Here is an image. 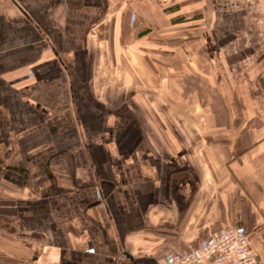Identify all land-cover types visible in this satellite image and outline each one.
<instances>
[{
  "label": "crops",
  "instance_id": "crops-1",
  "mask_svg": "<svg viewBox=\"0 0 264 264\" xmlns=\"http://www.w3.org/2000/svg\"><path fill=\"white\" fill-rule=\"evenodd\" d=\"M234 225L264 264V0H0V264Z\"/></svg>",
  "mask_w": 264,
  "mask_h": 264
},
{
  "label": "built area",
  "instance_id": "built-area-1",
  "mask_svg": "<svg viewBox=\"0 0 264 264\" xmlns=\"http://www.w3.org/2000/svg\"><path fill=\"white\" fill-rule=\"evenodd\" d=\"M162 264H263L249 232L241 225L225 226L186 250L172 249Z\"/></svg>",
  "mask_w": 264,
  "mask_h": 264
},
{
  "label": "water",
  "instance_id": "water-1",
  "mask_svg": "<svg viewBox=\"0 0 264 264\" xmlns=\"http://www.w3.org/2000/svg\"><path fill=\"white\" fill-rule=\"evenodd\" d=\"M126 255H127L128 257H131V255H130V254H128V253H126Z\"/></svg>",
  "mask_w": 264,
  "mask_h": 264
}]
</instances>
